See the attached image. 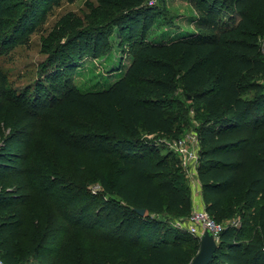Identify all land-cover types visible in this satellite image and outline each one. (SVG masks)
I'll return each mask as SVG.
<instances>
[{
  "label": "trees",
  "instance_id": "obj_1",
  "mask_svg": "<svg viewBox=\"0 0 264 264\" xmlns=\"http://www.w3.org/2000/svg\"><path fill=\"white\" fill-rule=\"evenodd\" d=\"M96 1L100 17L121 34L129 30L142 37L123 76L108 88L84 91L70 77L53 81L49 74L37 87L16 92L0 59V180L24 176L39 118L50 109L89 118L80 123L87 139L55 136L61 149L86 152L95 163L108 156L118 163L115 171L88 179L82 195L69 202L72 207L84 202L82 212L94 209L92 218L69 213L52 219L50 233L31 254L38 258L32 264H189L200 237L175 231L164 217L175 214L185 221L191 215L187 176L180 163L173 167L175 152L151 155L147 136L178 138L194 118L200 120L205 207L218 222L240 218L239 225H225L210 264H264V0H193L198 30L150 40L146 36L158 15L150 0ZM14 15L0 0V38L11 30ZM77 36H96L99 45L106 38L94 27H82ZM178 75L189 99L203 102L200 116L196 109L192 116L185 104L167 109ZM26 201L0 190L4 264H26L18 253Z\"/></svg>",
  "mask_w": 264,
  "mask_h": 264
},
{
  "label": "rangeland",
  "instance_id": "obj_2",
  "mask_svg": "<svg viewBox=\"0 0 264 264\" xmlns=\"http://www.w3.org/2000/svg\"><path fill=\"white\" fill-rule=\"evenodd\" d=\"M1 1L15 14L9 22L11 30L6 37L0 38V59L16 92L37 87L34 85H39L38 82H42L49 74L53 81L70 77L84 91L108 88L123 76L134 55V48L142 40L141 35L133 36L129 30L121 34L120 27L110 23L109 18L102 19L96 0H76L74 3L59 0L52 7H48L49 3L56 0ZM192 1L154 0L158 15L146 37L150 40L164 33L167 37L175 38L198 30L195 19L197 11ZM32 5H36L35 10H32ZM32 12H35V16ZM34 17L38 19L37 22H34ZM82 27H94L103 32L105 41L99 45L96 36L78 39L77 33ZM26 33L30 34L27 38L24 35ZM260 46L264 50V38L260 39ZM260 81L264 86V79ZM177 87L175 97L168 101L171 106L167 109L174 111L180 108L179 105L185 104L192 107V116H195V109L200 116L203 102L189 99L190 94L182 88L179 75ZM254 92L251 90L248 96ZM187 118L188 114L186 122ZM86 121L89 118L75 112L64 114L57 109L44 112L33 135L24 176L12 174L0 180L1 191L27 199L23 205L25 224L18 242V253L26 264L37 261L38 258L31 254L38 242L50 233L52 219L69 213L78 218L80 215L85 219L92 218L95 210L83 213L84 202H78L73 207L69 202L73 197L77 199L82 195V187L88 183V179L93 182L100 172H113L118 166L112 156L95 163L86 152L75 154L71 149L58 146L55 140L58 134L69 139H87V130L80 126ZM199 125L200 120L192 119L191 126L180 137L188 138ZM147 137L150 139L151 155L155 156L157 152L160 155H167L171 151L176 153L171 144L180 137H168L162 133ZM108 149L113 150L110 146ZM176 155L174 159L170 158L175 168L181 164L180 155ZM190 189L194 205L191 186ZM164 217H167L168 225L175 231L189 234L182 219H178L175 214H165ZM233 220L220 219L224 225Z\"/></svg>",
  "mask_w": 264,
  "mask_h": 264
},
{
  "label": "built area",
  "instance_id": "obj_3",
  "mask_svg": "<svg viewBox=\"0 0 264 264\" xmlns=\"http://www.w3.org/2000/svg\"><path fill=\"white\" fill-rule=\"evenodd\" d=\"M149 4H154V0H150ZM172 149L180 155L181 165L186 173L189 185L192 188L193 196L196 197L202 193V184L199 177L200 167V139L196 132H192L187 137H180L172 144ZM97 188L95 187L94 190ZM233 224L239 225L240 218H236ZM182 223V222H181ZM188 231L196 236L201 237L208 228L212 231L217 241H219L221 233L225 229V225L218 222L206 209V207L195 206L191 215L183 221ZM0 264H4L0 260Z\"/></svg>",
  "mask_w": 264,
  "mask_h": 264
},
{
  "label": "water",
  "instance_id": "obj_4",
  "mask_svg": "<svg viewBox=\"0 0 264 264\" xmlns=\"http://www.w3.org/2000/svg\"><path fill=\"white\" fill-rule=\"evenodd\" d=\"M144 214L145 209H137ZM200 248L189 264H210L215 257L219 243L210 229H206L200 237Z\"/></svg>",
  "mask_w": 264,
  "mask_h": 264
},
{
  "label": "crops",
  "instance_id": "obj_5",
  "mask_svg": "<svg viewBox=\"0 0 264 264\" xmlns=\"http://www.w3.org/2000/svg\"><path fill=\"white\" fill-rule=\"evenodd\" d=\"M193 204H194L193 205V208L195 206L205 207V203H204V200H203L202 193H200L199 195H197L196 197H194Z\"/></svg>",
  "mask_w": 264,
  "mask_h": 264
}]
</instances>
